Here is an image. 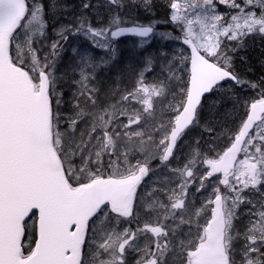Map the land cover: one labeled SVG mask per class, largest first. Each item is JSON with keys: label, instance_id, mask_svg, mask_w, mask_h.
<instances>
[{"label": "snow or ice", "instance_id": "snow-or-ice-1", "mask_svg": "<svg viewBox=\"0 0 264 264\" xmlns=\"http://www.w3.org/2000/svg\"><path fill=\"white\" fill-rule=\"evenodd\" d=\"M68 11L0 0V264H264V0Z\"/></svg>", "mask_w": 264, "mask_h": 264}, {"label": "trees", "instance_id": "trees-1", "mask_svg": "<svg viewBox=\"0 0 264 264\" xmlns=\"http://www.w3.org/2000/svg\"><path fill=\"white\" fill-rule=\"evenodd\" d=\"M97 0H92V3L95 4ZM62 3L68 6V15L76 16L81 13V4L82 0H62ZM101 5H103V0H100ZM101 13H104V8L101 7ZM127 13L128 10L126 9ZM163 12L162 9L157 10V14L161 15ZM135 16L138 19H147L144 13L140 11L138 8L135 10ZM105 20H107V15L105 13ZM66 22V21H65ZM93 22H95V17H93ZM159 30L161 31H169L170 27L168 25L161 24ZM136 38H124L119 42V63L116 67L110 70L109 76L108 72L103 73L102 79L105 81V86L113 84L117 81L118 73L121 70L127 69L130 66L138 65L142 60V56L140 55L139 50L135 48ZM170 42H168L169 44ZM167 44V45H168ZM163 43L160 40H155L152 46L148 49L145 55L153 54V51L159 49V47H163ZM239 55H244L248 57V63H242L237 60V70L242 74L246 75L249 79H258L261 75H264V64L261 62L264 61V42H261L259 39L254 42L250 41L249 46L246 50H242ZM251 69L249 71L248 69ZM125 76L128 75L127 72L124 73ZM196 134V133H195Z\"/></svg>", "mask_w": 264, "mask_h": 264}, {"label": "rangeland", "instance_id": "rangeland-1", "mask_svg": "<svg viewBox=\"0 0 264 264\" xmlns=\"http://www.w3.org/2000/svg\"><path fill=\"white\" fill-rule=\"evenodd\" d=\"M76 43H80V41H73L71 38H70V42H69V44L70 45H72V44H76ZM163 46H165V45H163ZM168 48H171V49H175L176 47H177V45H176V43L175 42H170L168 45H166ZM66 47H68V45H66ZM159 48H161V46L159 47ZM156 51L157 50H155V51H153V54H155L156 53ZM65 55H66V57H67V63H71V56H72V54H71V52L69 51V52H66L65 53ZM111 72L110 71H108V73H107V75L109 76V74H110ZM102 75H103V73H102ZM118 78V77H117ZM194 135H195V133H193Z\"/></svg>", "mask_w": 264, "mask_h": 264}, {"label": "water", "instance_id": "water-1", "mask_svg": "<svg viewBox=\"0 0 264 264\" xmlns=\"http://www.w3.org/2000/svg\"><path fill=\"white\" fill-rule=\"evenodd\" d=\"M125 38H132V37H125ZM124 39V38H123Z\"/></svg>", "mask_w": 264, "mask_h": 264}]
</instances>
